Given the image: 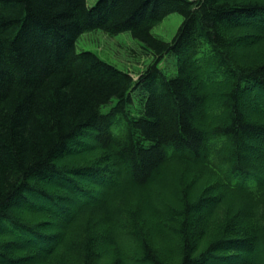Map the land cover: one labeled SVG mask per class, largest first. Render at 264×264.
Returning <instances> with one entry per match:
<instances>
[{
    "label": "trees",
    "instance_id": "trees-1",
    "mask_svg": "<svg viewBox=\"0 0 264 264\" xmlns=\"http://www.w3.org/2000/svg\"><path fill=\"white\" fill-rule=\"evenodd\" d=\"M174 13V39L153 35ZM95 30L129 32L154 63L135 81L77 53ZM256 160L264 0H0V264H264V204L224 198H264ZM206 165L223 184L196 195Z\"/></svg>",
    "mask_w": 264,
    "mask_h": 264
},
{
    "label": "rangeland",
    "instance_id": "rangeland-1",
    "mask_svg": "<svg viewBox=\"0 0 264 264\" xmlns=\"http://www.w3.org/2000/svg\"><path fill=\"white\" fill-rule=\"evenodd\" d=\"M97 2L98 0H87L89 7L94 6ZM182 23H183V17L178 13H174L169 15L159 25L154 27L152 33L155 36L160 37L167 42H171L174 39L175 35L177 34ZM76 51L77 53H82L84 51L92 52L96 54L99 58H101L103 61L115 66L119 70L131 73L135 80L138 78L140 74H142V72H145L146 69H148V67L154 63V57L150 53H148L147 50L145 49V46L140 41L134 39L129 32L120 33L115 36H110L101 30H95L92 32L85 33L78 38L76 43ZM175 65H176V58L173 55H171L165 57L160 67L167 76L173 77L177 73V69ZM112 106L113 104L102 108L101 112L104 114L109 113L110 110L112 109ZM211 106H215V103H212ZM217 108L218 107L212 109L214 111H217ZM212 114H214V112ZM211 120L213 121V115ZM99 154L100 153L98 151L93 150L90 152H85L82 155L80 154L79 156H74V158L70 157L67 161L74 164L89 163V162H93L94 161L93 159L96 158ZM260 161L256 160L257 164H255L254 166L258 165V167L264 168V163H262L263 161L262 162ZM74 166L76 167V165ZM203 170H204L203 173L201 174L198 173L194 177H192V188L195 187L194 192L196 195L200 194L210 185L223 184L221 183L223 180V175L221 174V171L218 170L215 166L206 165V167L203 168ZM58 190L62 191V193H64V196H68L69 197L68 199L71 198V195L70 194L67 195L68 192H65L63 188H60ZM69 193L71 192L69 191ZM225 193H226L224 197L225 200L228 201L232 206L249 208L248 202L252 198L258 210L261 209L264 204V198L258 199L257 196L252 193L251 195H246V196H240L236 192L235 193L225 192ZM166 200L168 203V197L166 198ZM170 203H172L171 200ZM65 204L66 207L69 208L68 203ZM74 206L75 205L73 204L70 205L71 208H73ZM66 207H64L63 210H67L68 208ZM16 212H19L22 215L25 214V210H23V208L17 209ZM215 213L218 215L219 211H216ZM219 217L221 216L219 215L212 217L211 220L209 221V224L211 222L213 223L217 222V219ZM58 223L61 225L62 221L58 219ZM44 226L45 225L40 226L41 229L43 228L42 229L43 232L46 231ZM215 226L216 225L214 224L213 227L209 229L208 233H211ZM67 238H68L67 236H64V239ZM70 240L71 239H67V242L69 243ZM60 249H63V247L61 246ZM102 264L104 263L102 262Z\"/></svg>",
    "mask_w": 264,
    "mask_h": 264
},
{
    "label": "bare ground",
    "instance_id": "bare-ground-1",
    "mask_svg": "<svg viewBox=\"0 0 264 264\" xmlns=\"http://www.w3.org/2000/svg\"><path fill=\"white\" fill-rule=\"evenodd\" d=\"M99 1H100V0H98V2H99ZM86 4H87V6H89L88 3H87V0H86ZM96 4H97V3H96ZM96 4H95V5H96ZM95 5H94V6H95ZM94 6H92V7H94ZM152 34H153V33H152ZM153 35H154V34H153ZM148 66H149V65H148ZM175 66H176V65H175ZM117 69H118V68H117ZM123 72H124V71H123ZM127 73L130 74L131 77L134 79V77H133V75H132L131 73H129V72H127ZM140 76H141V74L138 76V78H137L136 80H135V79H134V80H135V81H138V79L140 78ZM166 76H167V75H166ZM167 77H169V76H167ZM173 77H174V76H173ZM110 164H111V163H110ZM77 165L80 166L81 164H77ZM82 165H83V164H82ZM113 166H114L115 169L118 168V166H117L116 164H113ZM41 244H44V243H41ZM45 245H46V244H44V246H45Z\"/></svg>",
    "mask_w": 264,
    "mask_h": 264
}]
</instances>
